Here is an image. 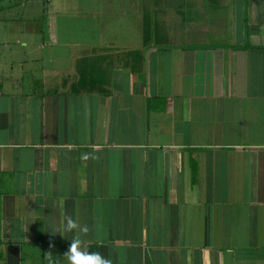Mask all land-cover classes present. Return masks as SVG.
<instances>
[{
    "label": "crops",
    "instance_id": "crops-1",
    "mask_svg": "<svg viewBox=\"0 0 264 264\" xmlns=\"http://www.w3.org/2000/svg\"><path fill=\"white\" fill-rule=\"evenodd\" d=\"M74 238L264 264V0H0V264Z\"/></svg>",
    "mask_w": 264,
    "mask_h": 264
},
{
    "label": "clouds",
    "instance_id": "clouds-1",
    "mask_svg": "<svg viewBox=\"0 0 264 264\" xmlns=\"http://www.w3.org/2000/svg\"><path fill=\"white\" fill-rule=\"evenodd\" d=\"M64 231L71 233L78 230L82 235H87L90 231L87 225L81 226L74 221L70 216L65 218ZM53 244H49V248H53ZM44 259L48 264H60L57 258H54L51 251L44 254ZM64 264H111V261L103 257L99 252H89L87 248L82 247V241L79 238H74L69 244L67 251L60 258Z\"/></svg>",
    "mask_w": 264,
    "mask_h": 264
},
{
    "label": "trees",
    "instance_id": "trees-1",
    "mask_svg": "<svg viewBox=\"0 0 264 264\" xmlns=\"http://www.w3.org/2000/svg\"><path fill=\"white\" fill-rule=\"evenodd\" d=\"M34 242L35 243H39V244H44V240H43V238L40 235L36 236V239H35ZM89 252H97V246H95V245L90 246V251Z\"/></svg>",
    "mask_w": 264,
    "mask_h": 264
}]
</instances>
